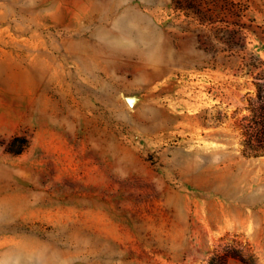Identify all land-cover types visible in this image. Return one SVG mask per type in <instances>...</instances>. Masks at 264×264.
Masks as SVG:
<instances>
[{"label":"rangeland","instance_id":"1","mask_svg":"<svg viewBox=\"0 0 264 264\" xmlns=\"http://www.w3.org/2000/svg\"><path fill=\"white\" fill-rule=\"evenodd\" d=\"M178 2L0 0V264H264V0Z\"/></svg>","mask_w":264,"mask_h":264},{"label":"trees","instance_id":"2","mask_svg":"<svg viewBox=\"0 0 264 264\" xmlns=\"http://www.w3.org/2000/svg\"><path fill=\"white\" fill-rule=\"evenodd\" d=\"M176 3L179 4L178 0ZM236 36L233 35L230 38L234 44L238 39ZM256 88L255 98L248 99L246 106L248 113L237 124L241 134L242 152L247 156L264 155V81L257 82ZM28 145L29 138L27 136L15 135L8 143V150L12 153H21ZM231 257L249 264L248 257L241 250L233 252L229 249L212 256L208 264H228V259Z\"/></svg>","mask_w":264,"mask_h":264}]
</instances>
